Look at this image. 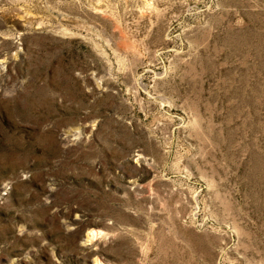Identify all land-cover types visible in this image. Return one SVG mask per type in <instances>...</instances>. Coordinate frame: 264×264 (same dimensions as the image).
<instances>
[{
  "label": "rangeland",
  "instance_id": "374dc122",
  "mask_svg": "<svg viewBox=\"0 0 264 264\" xmlns=\"http://www.w3.org/2000/svg\"><path fill=\"white\" fill-rule=\"evenodd\" d=\"M0 264H264V0H0Z\"/></svg>",
  "mask_w": 264,
  "mask_h": 264
}]
</instances>
